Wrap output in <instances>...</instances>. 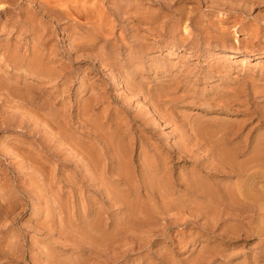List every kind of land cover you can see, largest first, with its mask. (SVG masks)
I'll return each instance as SVG.
<instances>
[{
	"label": "rangeland",
	"instance_id": "374dc122",
	"mask_svg": "<svg viewBox=\"0 0 264 264\" xmlns=\"http://www.w3.org/2000/svg\"><path fill=\"white\" fill-rule=\"evenodd\" d=\"M0 264H264V0H0Z\"/></svg>",
	"mask_w": 264,
	"mask_h": 264
},
{
	"label": "bare ground",
	"instance_id": "6f19581e",
	"mask_svg": "<svg viewBox=\"0 0 264 264\" xmlns=\"http://www.w3.org/2000/svg\"><path fill=\"white\" fill-rule=\"evenodd\" d=\"M235 56H236L235 54H231V55H230V58H235ZM113 80H114V79H113ZM118 85H119V84H118V80L115 79V80H114V87H117Z\"/></svg>",
	"mask_w": 264,
	"mask_h": 264
}]
</instances>
